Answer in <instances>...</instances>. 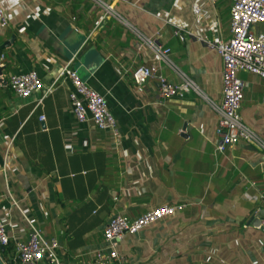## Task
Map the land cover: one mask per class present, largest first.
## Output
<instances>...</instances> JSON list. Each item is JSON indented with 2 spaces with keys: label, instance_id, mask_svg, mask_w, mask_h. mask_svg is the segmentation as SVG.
Returning <instances> with one entry per match:
<instances>
[{
  "label": "crops",
  "instance_id": "0c3cea01",
  "mask_svg": "<svg viewBox=\"0 0 264 264\" xmlns=\"http://www.w3.org/2000/svg\"><path fill=\"white\" fill-rule=\"evenodd\" d=\"M0 1V219L16 237L30 222L58 241L60 264H94L110 215L185 203L120 242L129 264H264L254 224L264 222V150L214 149L222 61L213 45L230 38L231 0H106L127 24L92 0ZM131 28L170 48L162 74H184L202 96L162 99L156 80L136 85L131 70L155 61ZM65 64L104 94L117 134L75 120L66 78L40 102L42 92L21 98L8 86L29 70L48 83ZM238 76L242 121L264 142V78Z\"/></svg>",
  "mask_w": 264,
  "mask_h": 264
},
{
  "label": "built area",
  "instance_id": "2783aa9c",
  "mask_svg": "<svg viewBox=\"0 0 264 264\" xmlns=\"http://www.w3.org/2000/svg\"><path fill=\"white\" fill-rule=\"evenodd\" d=\"M103 14L120 22L125 20L117 13L110 2L92 0ZM194 6V10L198 11ZM230 38L220 40L213 46L222 61L221 96L219 104H212L217 113L216 135L214 143L216 152L222 153L240 141L255 144L264 150V142L258 140L254 132L242 121L240 110L243 101L244 82L238 73L245 71L264 78V32L256 30V26L264 22V0H231ZM8 25L7 16L0 1V26ZM136 35L137 50L146 46L152 53L155 64L135 66L130 76L136 85H142L149 79L157 82L158 96L162 99L181 97L188 93L202 96L197 84L181 75L180 82L169 80L161 72V66H173L169 58L170 48L159 43L156 36H145L131 28ZM71 84L69 91L70 108L78 123L90 122L94 128L117 134L116 118L109 110L104 94L90 87L83 81L69 64L63 65L46 83L35 70L12 73L8 76V86L12 92L28 98L35 92H42V98L53 91L64 79ZM39 119L44 120L41 115ZM185 203L161 204L150 208L135 217L122 213H113L104 224L102 247L93 253L94 264H129L127 257L119 251L120 242L129 235L137 234L151 224L174 215ZM30 229L26 238L16 237L7 223L0 219V246L6 248L12 243V249L6 251L1 258L5 264H60L58 241L47 238L41 228L29 222ZM2 254V253H1Z\"/></svg>",
  "mask_w": 264,
  "mask_h": 264
},
{
  "label": "water",
  "instance_id": "95a60500",
  "mask_svg": "<svg viewBox=\"0 0 264 264\" xmlns=\"http://www.w3.org/2000/svg\"><path fill=\"white\" fill-rule=\"evenodd\" d=\"M254 224L255 225H259L260 227H261V229H263L264 230V222H263V224H262V220L261 219H259V218H255L254 219ZM4 247L3 246H0V264H5L4 262H3V260H2V258H1V253L4 251Z\"/></svg>",
  "mask_w": 264,
  "mask_h": 264
},
{
  "label": "trees",
  "instance_id": "16d2710c",
  "mask_svg": "<svg viewBox=\"0 0 264 264\" xmlns=\"http://www.w3.org/2000/svg\"><path fill=\"white\" fill-rule=\"evenodd\" d=\"M12 248V244L10 245V246H7L5 249H4V251L2 252V254L1 255H5V253H6V251H8V250H10Z\"/></svg>",
  "mask_w": 264,
  "mask_h": 264
}]
</instances>
